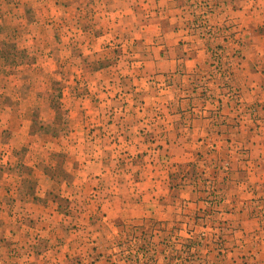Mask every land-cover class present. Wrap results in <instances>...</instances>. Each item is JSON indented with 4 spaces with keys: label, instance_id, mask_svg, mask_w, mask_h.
Here are the masks:
<instances>
[{
    "label": "crops",
    "instance_id": "0c3cea01",
    "mask_svg": "<svg viewBox=\"0 0 264 264\" xmlns=\"http://www.w3.org/2000/svg\"><path fill=\"white\" fill-rule=\"evenodd\" d=\"M203 1L212 4L217 0H3L7 10L3 16L11 20L13 25L16 24V34H22L23 38L29 36L20 31L29 25L31 35L39 39L41 37L40 48L46 47L41 51L47 56V59H42L44 62L66 60L63 53L66 51L67 39L63 41L61 38L64 33L67 36L66 29L58 31L43 27L44 20L48 17L58 23L64 20L72 30H79L80 35L83 34L79 43H84V33L88 34L85 44H82L83 49L79 51V62H83L82 70L86 72V76L93 77L91 83L101 81L100 84L107 85L111 80L118 79L120 85L124 84L126 88L139 85L135 88L139 94L131 92L129 98L133 95L132 98H125L128 101L123 104L113 97L115 92L98 91L96 94L89 90L84 93L70 86V91L66 94L70 96L71 106L64 107L61 102L52 106L50 102L53 115L47 122L50 140L45 144L48 145L46 155L40 153L43 140H38L36 147L39 150L36 156L29 158L10 154L6 156L8 163L4 160L7 167L0 170V264H66L71 256L81 258L80 264H89L91 258L94 263L97 260V264H103L100 259L104 258V254H92L87 250V243L85 246L83 240L76 241L74 230L77 227L87 228L85 224H77L76 228H72L74 224H70L67 216H64L65 211L75 203V208L81 212L85 223L96 209L108 221H119L118 217L126 210L124 203L127 201H124L127 195L121 194V185L115 186L107 180H122L124 177L138 178L139 181H134V184L139 185V189L140 185L144 188L143 191L140 189V193L147 199L154 200L166 195L170 190V176L174 169L159 162L164 152H159L157 148L145 154L151 155L152 163L158 161L160 164H137L132 160L135 148H141L144 144L146 148L149 146L140 135L147 131L153 136V142L150 143L153 147L159 145L161 149L168 148L165 157L171 161V165L176 167L194 160L204 137L202 135L208 131L200 118L205 114L198 110L193 114L194 117L187 120L184 104L175 113L169 101L172 93L181 104L185 96L184 83L191 77L190 71L194 72L196 67H200L199 57L190 55L189 51L205 50L198 35L199 29L192 27L197 21L195 12L203 5ZM13 2L18 7L14 11L9 9ZM246 2L248 0L239 1L242 20L245 8L243 5ZM256 2L263 5L264 0ZM29 6L32 7L31 10ZM91 7L94 29L88 26ZM227 11L225 7L226 14ZM215 13L214 5L210 15ZM115 36L120 39L123 37L122 45L125 44L130 49L132 47L133 51L139 53L133 65L113 72L114 76L111 78L107 74L110 71L106 72L110 61L105 53L113 48L105 47L99 39ZM255 37L256 49L264 50V32ZM17 50L25 56L24 49ZM95 51L103 54L94 56ZM244 66L241 76L248 74L244 76V84H259L264 62H259L257 72L250 76L248 69L252 62L246 60ZM150 78L168 84L165 88H168L167 92L170 94L161 93L160 98L155 97L160 101L157 108L146 105L147 101L155 100L152 93H147V81ZM57 81L53 80V83L57 84ZM175 85L177 90L174 92L172 90ZM256 92L253 98V94L249 93L244 98L248 101L262 100L264 95L259 93L258 88ZM61 95L63 97L64 92H57L56 96L51 92L47 97L52 100L59 96L61 101ZM35 97H43V93L35 94ZM142 100L145 102L139 107ZM174 115H177L176 121L170 118ZM110 118L119 123L115 126L118 132L112 135L109 134L113 133L114 124L112 127L110 125L111 128L105 125ZM244 128L247 129V126L241 124L240 130L243 131ZM95 133H99V136L95 137ZM25 141L26 144L23 145H27L28 142ZM244 141L240 137L235 143H240V148H249L245 155L246 161L243 160L247 163L243 167H247L248 171L237 174L232 154L228 176L221 190V200L217 205V210L223 217L222 223L229 231L232 230L226 236L225 250L212 248V251L200 252L199 261L195 264H237L242 256V252H238L239 243H247L253 237L255 244L264 243V130L253 141ZM124 145L134 146L128 152L131 153L128 159L120 154V148ZM190 149L193 152H189ZM61 152L64 154L61 155ZM67 155L72 156V160ZM91 190L97 194V198L94 194V198H90ZM185 195L189 199L193 192L186 190ZM61 198L64 201L63 209ZM190 205H193L188 207L192 213L200 204ZM133 211L135 213L131 215L135 217L152 216L165 222L171 219L169 206L155 201L148 200L138 204ZM165 225L168 226L169 223ZM100 237L101 234L98 239ZM220 250L222 251L218 252ZM73 251L78 252L71 254ZM165 253L162 249L155 256L159 261L168 259L169 256ZM256 258L264 263L263 252L257 251Z\"/></svg>",
    "mask_w": 264,
    "mask_h": 264
},
{
    "label": "rangeland",
    "instance_id": "374dc122",
    "mask_svg": "<svg viewBox=\"0 0 264 264\" xmlns=\"http://www.w3.org/2000/svg\"><path fill=\"white\" fill-rule=\"evenodd\" d=\"M239 1L217 0L212 4L203 1V5L195 12L197 21L192 27L199 29L198 35L205 45V50L201 52L189 51L190 55L198 56L201 63L200 67L194 68V72L190 71L191 77L184 83L183 94L185 96L181 104L175 95L167 92L168 88L165 86L168 84L154 78L147 81V93H152L154 98L158 96L160 98L161 93L170 94L171 108L175 109V113H178L177 110L184 104L187 120L194 117L193 114L200 110L205 114L200 117L201 121L208 127L207 133H203L204 137L200 142L205 146H199L194 160L176 167L171 165V161L165 157L168 148L161 149L158 147L159 145L153 147L150 144L153 142L150 131L140 134L149 146L146 148L144 144L141 148H135L136 150L132 153L135 154V157L132 160L137 164L150 162L155 165L161 162V164L165 163L169 169L173 168L168 193L162 197H156L154 200L147 199L140 193V189L143 191L144 188L140 185L139 189V185L134 184V181H139L138 178L124 177L122 180H107L115 186L121 185L123 191L121 194L127 195L124 201H127L124 203L126 210L118 217L119 221H114V223L108 221L102 216V212L96 209L85 223V218H82L81 212L75 208V203L68 211H65L64 216H67L70 224H74L72 228H76L77 224H85L87 228L89 227L88 230L77 227L73 234L77 236L76 241L83 240L85 246L87 243V250L90 253L104 254V258L100 259L103 260V264H195L199 261L200 252L212 251V248L225 250L226 236L231 234L232 230L229 231L222 223L223 217L218 212L217 205L221 200V190L228 176L232 154H234L237 174L240 175L242 172L248 171L247 167H243L247 166L243 160L246 161L245 155L249 148H240V143H235V141L240 140V137L245 140L244 142L253 141L264 130V97L260 101H254L257 99L248 101L244 98L246 93L253 94V98L257 93L256 88L259 93L264 95V69L261 71V79L256 86L244 84V76H248V74L241 76L242 71L245 70L244 62L246 60L252 62V66L248 69L249 76L251 73L257 72L256 67L259 62H264V50L256 49L255 37L258 33L264 32V3L258 5L256 0H248L243 5L245 8L242 20ZM2 2L3 0H0V170H5L6 163H8L6 156L14 153L32 158L38 154L39 148L36 147V144L39 141L43 140L41 145L43 148H40V153L46 155L48 145L45 146V144L50 140L47 122L53 115V109L50 106L58 105V102H61L64 107L71 106L70 96L66 94L67 91H70V86L74 90L84 93L89 90L96 94L98 91L115 92L113 97L119 102L125 103L128 101L125 98L129 100L132 98L133 95H130L129 98L131 92L139 94V91L135 90L139 85L126 88L124 84L120 85L118 79L111 80L107 85L100 84L101 81L91 83L93 77L86 76V72L82 70L83 62H79L81 59L79 51L83 49L82 44H85L88 34L84 33L85 36L82 39L85 42L79 43L83 34L80 35L79 30H72L64 20L58 23L48 17L44 20L45 26L43 27L58 31L66 29L67 36L64 33L61 37L63 41L67 39L66 51L63 53L66 60L64 59V62H44L42 59H47V56H44L46 53L41 51L46 47L40 48L41 37L39 39L32 36L29 25L24 30H20L29 36L23 38L22 34H16V24L13 25L11 20L3 16L7 10ZM214 5L216 13L210 15ZM10 7L9 9L13 11L18 8L14 2ZM225 7L228 10L227 14ZM29 9L31 10L32 7L29 6ZM89 9L90 22L88 26L94 29L93 14H91L93 8ZM67 26L69 30H67ZM122 41L124 38L120 39L118 36L99 39V42L104 43L105 47L113 48L112 51L109 49L105 53L110 61L106 72L110 71L107 74L111 78L114 76L113 72L124 70L130 64L133 65L138 58L139 52L133 51L132 47L130 49L125 44L122 45ZM18 48L25 50V56L19 54ZM101 54L103 53L95 51L93 55L100 56ZM53 80H58L57 84H54ZM176 90L177 86L175 85L172 91ZM51 92L55 96L57 92H64V96L61 95V101L59 96L50 100L47 96ZM40 93H43V97L36 98L35 94L39 95ZM144 102V100L140 101L139 107ZM146 105L157 108L160 101L155 98L154 101L153 99L147 101ZM170 118L176 121L177 115L170 116ZM180 119L181 117L178 118V121ZM113 124L114 131L113 133L109 132V135L118 132L115 126L119 123H116V119L110 118L105 124L108 125V128H111ZM241 124L246 125L247 129L244 128L241 131ZM98 136L99 133H95V137ZM25 140L28 142L27 145H23L26 144ZM123 147L120 148V154L124 159H128L131 156V153L128 152L134 146L126 147L124 145ZM157 148L160 150L159 152H164L161 153L163 157L161 160L159 158V162L152 163L151 155L145 156V154H149L148 152ZM191 151L192 149L189 150V152ZM62 154L64 153L61 152ZM67 157L69 160L73 158L68 155ZM189 157L191 158L190 155ZM127 163L130 161L127 160ZM93 190L89 194L90 198H94ZM186 190L193 192L189 199L185 195ZM94 195L96 198L98 197L97 194ZM62 199L63 209L64 201ZM148 200L168 205L171 210V219L165 222L152 216L135 217L131 215L135 213L133 210L136 209V205H141ZM73 201L75 202V199ZM190 203L200 205L196 208L197 210L191 213L188 207L193 205ZM20 217L22 218L23 215ZM80 220L83 222L80 223ZM161 222L165 223L161 224ZM167 223H169L168 226L165 225ZM100 234L101 237L98 239ZM113 238L117 241H114ZM248 240L247 243H239L238 252H242V256L241 260H237V264H264L256 258L257 251L264 253V243L255 244L254 237ZM57 244L58 242L55 245ZM162 249L169 257L159 261L155 254L156 252L160 253ZM74 252L78 251H73L71 254ZM90 261H88L89 264H97V260L94 263L91 258ZM81 262V258L75 259L71 256L66 264H80Z\"/></svg>",
    "mask_w": 264,
    "mask_h": 264
}]
</instances>
